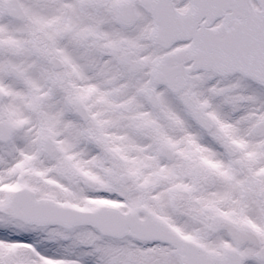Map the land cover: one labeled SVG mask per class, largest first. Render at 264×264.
Wrapping results in <instances>:
<instances>
[{"label":"snow or ice","instance_id":"snow-or-ice-1","mask_svg":"<svg viewBox=\"0 0 264 264\" xmlns=\"http://www.w3.org/2000/svg\"><path fill=\"white\" fill-rule=\"evenodd\" d=\"M0 264H264V0H0Z\"/></svg>","mask_w":264,"mask_h":264}]
</instances>
